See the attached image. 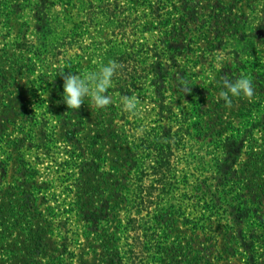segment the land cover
<instances>
[{"label":"rangeland","instance_id":"1","mask_svg":"<svg viewBox=\"0 0 264 264\" xmlns=\"http://www.w3.org/2000/svg\"><path fill=\"white\" fill-rule=\"evenodd\" d=\"M31 1L0 0V264H252L254 255L264 264V0H43L67 26L65 43L46 48ZM89 1L96 14L111 4L114 20L91 22ZM166 38L180 51L168 60L180 91L166 102L201 113L209 132L240 127L247 137L234 162L221 160L210 139L189 143L186 157L176 149L171 176L193 186L195 226L183 219L180 191L154 214L136 208L146 154L122 136L112 81L103 108L85 98L69 109L62 96V73L86 76L115 50ZM241 77L253 94L226 103L224 80ZM152 99L135 93L132 114L153 120ZM222 166L231 171L227 187L217 185ZM238 205L250 210L240 228Z\"/></svg>","mask_w":264,"mask_h":264},{"label":"trees","instance_id":"2","mask_svg":"<svg viewBox=\"0 0 264 264\" xmlns=\"http://www.w3.org/2000/svg\"><path fill=\"white\" fill-rule=\"evenodd\" d=\"M45 1L38 0L36 3L31 1L34 4L32 10L39 20L38 28L42 30L39 33L42 44L45 48L48 46L55 47L56 45L62 46L66 41L63 40V35H67V31L65 32L67 26L58 22V19H51L52 4H44ZM88 3H90V6L86 12L91 22L100 25L101 22L99 21L104 16L107 17V19L104 18L108 23L114 20L115 14H113V8H110L111 4L98 7L99 10L96 14L97 6L91 1ZM100 15H102L101 18ZM54 27H61L63 32L55 34ZM52 33L56 35L55 38L50 37ZM59 36L61 37L59 38ZM172 40L171 38L169 41L168 38L158 39L151 45L147 43L142 45L141 48H137L136 51L129 53L115 50L113 61L116 62L117 67L112 77V85H114L113 90L118 92L120 96L121 105L117 115L119 116L118 124L121 126L122 136H125L127 141L129 138L138 141L139 147L144 148L145 152L143 151V153L146 154V161L143 162L137 174L140 187L135 199L136 208L142 204L147 210L153 208L152 212L149 213L154 214L155 206L159 207L161 198L165 196L170 198L171 194L180 191V211L183 219L185 223L195 226L199 222L200 212L196 210V198L191 196L188 191L193 186H189L187 175L184 176L186 180L183 183H177L176 179L171 176L172 157L176 149L178 151L179 149L183 150V155L186 157L189 143L199 144V142L210 139L207 143L215 147L214 152L221 160L234 162L240 157L247 137L242 134L240 127L226 135L222 133L224 128H216L215 134L213 131L209 132L205 129L207 122H205L203 115H200L201 113L188 109V106L179 108L178 105L174 106L173 102H166L169 92L176 93L180 91V87L176 84L179 82L177 78L178 71L173 72L172 67L168 64V60H175L180 52L179 47L174 45V40ZM111 49H113V46ZM172 87L174 88L172 89ZM139 91H148L153 97L152 105L154 109L152 111H155L153 120H147L148 118L144 116L140 118L136 114H132L135 113L134 110L126 107V102H129L134 94ZM132 117H135L136 120L133 121ZM173 145H176V148ZM230 172L225 166L217 167L219 176L216 179L217 185L221 184L227 187L230 183V178H227L228 175H231ZM146 178L150 179L149 184H145ZM235 186H237V189L239 188V184L232 180L231 187ZM247 207V205L244 207L238 205L234 207L232 212L233 220L236 221L239 228L242 223L241 219L244 216L247 217L250 211L247 210ZM251 211H254V209H251ZM133 219H129L131 227L135 222ZM203 227L206 226H201V229ZM254 258H256V255L253 256L251 263L258 264Z\"/></svg>","mask_w":264,"mask_h":264},{"label":"clouds","instance_id":"3","mask_svg":"<svg viewBox=\"0 0 264 264\" xmlns=\"http://www.w3.org/2000/svg\"><path fill=\"white\" fill-rule=\"evenodd\" d=\"M117 67L115 61H109L102 65L98 71L88 73L86 76L68 72L63 75V102L69 109H79L85 98L89 105L97 108H103L109 104V96L106 95L107 89L111 85L114 71ZM224 88L221 96L225 102H230L231 96L241 94L251 96L253 94L252 81L247 77H241L236 80H224ZM126 107H133L131 102H126Z\"/></svg>","mask_w":264,"mask_h":264}]
</instances>
